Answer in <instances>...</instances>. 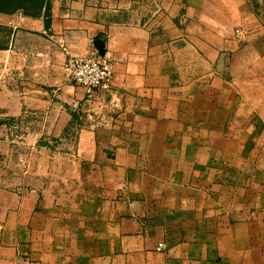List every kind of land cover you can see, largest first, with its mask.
I'll list each match as a JSON object with an SVG mask.
<instances>
[{"label":"crops","instance_id":"0c3cea01","mask_svg":"<svg viewBox=\"0 0 264 264\" xmlns=\"http://www.w3.org/2000/svg\"><path fill=\"white\" fill-rule=\"evenodd\" d=\"M46 3L0 12V136L34 146L2 171L0 264H264V0ZM96 38L88 94L64 61Z\"/></svg>","mask_w":264,"mask_h":264},{"label":"built area","instance_id":"2783aa9c","mask_svg":"<svg viewBox=\"0 0 264 264\" xmlns=\"http://www.w3.org/2000/svg\"><path fill=\"white\" fill-rule=\"evenodd\" d=\"M237 36L243 37L241 29H235ZM64 69L70 74L72 82L85 89L88 94L95 91L110 89L113 76V62L109 56L99 54L92 49L84 54H74L66 51ZM165 247L164 242H159L157 249ZM31 264H37L32 262Z\"/></svg>","mask_w":264,"mask_h":264},{"label":"rangeland","instance_id":"374dc122","mask_svg":"<svg viewBox=\"0 0 264 264\" xmlns=\"http://www.w3.org/2000/svg\"><path fill=\"white\" fill-rule=\"evenodd\" d=\"M12 24H15V26H21L25 24L26 22V16H23L21 14L11 15ZM8 29L4 31V34L7 33ZM20 134L13 135L12 142H8L7 140L3 139V136H0V180L3 178L2 171L4 168L9 169L10 167H17V164L22 161V159H19V156L27 151L31 150L32 144H25V140L21 141L22 138H20ZM27 146H29L27 148Z\"/></svg>","mask_w":264,"mask_h":264},{"label":"trees","instance_id":"16d2710c","mask_svg":"<svg viewBox=\"0 0 264 264\" xmlns=\"http://www.w3.org/2000/svg\"><path fill=\"white\" fill-rule=\"evenodd\" d=\"M0 12L35 18L47 14V3L46 0H0ZM6 29V26L0 25V48L3 46Z\"/></svg>","mask_w":264,"mask_h":264},{"label":"water","instance_id":"95a60500","mask_svg":"<svg viewBox=\"0 0 264 264\" xmlns=\"http://www.w3.org/2000/svg\"><path fill=\"white\" fill-rule=\"evenodd\" d=\"M93 45L94 48L97 50V52L99 54H104L105 50H104V43L101 39L96 38L93 40Z\"/></svg>","mask_w":264,"mask_h":264}]
</instances>
